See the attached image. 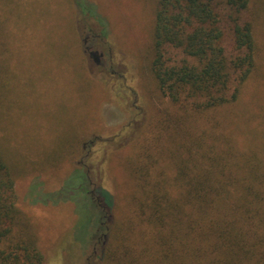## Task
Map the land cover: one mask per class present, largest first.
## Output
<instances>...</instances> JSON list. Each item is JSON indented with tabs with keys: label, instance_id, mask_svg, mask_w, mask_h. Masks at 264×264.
I'll list each match as a JSON object with an SVG mask.
<instances>
[{
	"label": "rangeland",
	"instance_id": "rangeland-1",
	"mask_svg": "<svg viewBox=\"0 0 264 264\" xmlns=\"http://www.w3.org/2000/svg\"><path fill=\"white\" fill-rule=\"evenodd\" d=\"M76 1L84 12L74 0H0V146L29 170L17 199L46 264L96 263L107 226L125 218L140 147L175 139L151 70L159 0ZM224 42L231 52L232 37Z\"/></svg>",
	"mask_w": 264,
	"mask_h": 264
},
{
	"label": "trees",
	"instance_id": "trees-1",
	"mask_svg": "<svg viewBox=\"0 0 264 264\" xmlns=\"http://www.w3.org/2000/svg\"><path fill=\"white\" fill-rule=\"evenodd\" d=\"M263 26L264 0L158 1L151 70L175 139L140 147L125 218L92 264H264V96L249 109L264 95ZM22 167L0 146V264H46L18 204Z\"/></svg>",
	"mask_w": 264,
	"mask_h": 264
},
{
	"label": "flooded vegetation",
	"instance_id": "flooded-vegetation-1",
	"mask_svg": "<svg viewBox=\"0 0 264 264\" xmlns=\"http://www.w3.org/2000/svg\"><path fill=\"white\" fill-rule=\"evenodd\" d=\"M92 54L95 55V56L97 57L96 53H92Z\"/></svg>",
	"mask_w": 264,
	"mask_h": 264
}]
</instances>
